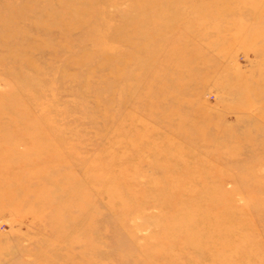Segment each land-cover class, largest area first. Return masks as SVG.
Here are the masks:
<instances>
[{
  "label": "rangeland",
  "instance_id": "obj_1",
  "mask_svg": "<svg viewBox=\"0 0 264 264\" xmlns=\"http://www.w3.org/2000/svg\"><path fill=\"white\" fill-rule=\"evenodd\" d=\"M104 25L112 54L91 34ZM0 27V264H178L134 246L169 219L186 233L160 250L181 251L211 199L243 204L242 132L264 107V0H0ZM172 182L187 196L179 212L161 207ZM227 207L213 209L230 220ZM254 218L249 251L264 243Z\"/></svg>",
  "mask_w": 264,
  "mask_h": 264
},
{
  "label": "bare ground",
  "instance_id": "obj_2",
  "mask_svg": "<svg viewBox=\"0 0 264 264\" xmlns=\"http://www.w3.org/2000/svg\"><path fill=\"white\" fill-rule=\"evenodd\" d=\"M1 28L2 27H0V29ZM120 29L121 28L119 27L117 31L118 33H120ZM112 31V28H110L108 25H104L103 28L100 29L97 33H91L95 41L96 39H98V46L96 47L97 51L102 53L109 52L110 54L114 53V49H112L111 47ZM140 34L144 35L143 33ZM161 47L163 48L164 45ZM161 47L156 49L154 52L157 53L159 49L162 50ZM148 68L149 67H147V69ZM178 93L180 94V92ZM262 101L264 103V99ZM98 105L99 103L96 104V106ZM95 113L97 115L99 114L101 118L108 117V111H106L104 108L100 109V107H97L95 109ZM257 116L260 120L259 125L261 126H258L257 124L253 125V128L254 130L256 129V132L253 133L252 131H249L247 129V126L242 132L243 140H241V143L243 142V148L240 152L241 165L237 167V171L238 173L240 172L241 178L237 180V189L243 191L242 195L244 196H242L241 198L243 204L238 205L237 203L230 201V197H232L230 196V194H226V196L224 197H222L223 195L220 194L219 196L217 195L215 198L211 199L210 205L212 208V214L209 215V218L204 221V227L202 228L205 229L203 231H198L196 229L195 233L193 234L188 232L187 229V232L189 234L187 233L188 235L184 236L186 243L185 245H183L181 251L178 250L180 252L177 251L173 253V251H171L170 249L160 250V247H162L160 246L162 240L168 238L169 240H177L181 236V234L183 235L184 232L186 233V231L184 230L183 223L174 222L173 220L169 221L168 219V222L166 221V223H163L158 226V228H156L158 239L152 240L151 238H147L143 241L141 245H137V247L134 246V249H136L140 255H146L148 259L157 261L159 263L164 259H168L171 256H174V259L178 261V264H236L235 261H242L245 255H248V259L246 257V264H249L248 261L252 259H254L255 264H258L259 255L264 253V243H262L260 246L257 244L256 246H259L258 248L256 246L250 248L253 250V253L252 250H250L251 252L249 251V247L255 245V240L257 239L253 240L254 227L248 225L249 221L247 219L251 217H255L254 219L258 220L264 219L263 105L262 108L259 109ZM247 134H252L253 138L251 139L249 137H246ZM243 137H246V139H248L245 140ZM257 153H259L261 157L256 155ZM177 185V183L172 182L164 184L163 188L160 187V190L162 191H169L170 189L172 190L170 193L166 194L165 197L162 198L161 207L175 212H179L182 207H186V203L184 205H181V203H179L178 205V200L180 201V199L187 196L182 195V193H180L181 195H177L178 193L176 192L178 191L174 190L175 188L177 189ZM150 195L151 194L149 193H145V200H149L151 198ZM235 195H238L237 192H233V196ZM216 204H226L228 206V210L226 211L227 213H225L230 220H228L224 216V214L218 215L215 213V210L213 208L214 206H216ZM234 212L245 216V218H240V216L236 215ZM187 224H191L189 226H192L195 223L187 222ZM260 233H262L264 236V228L260 229ZM129 234V240L134 241L133 233ZM150 245H153V248ZM201 248L204 250L203 252ZM186 251L199 252L197 260H195L196 258L194 256L189 259L185 258L184 255L187 254Z\"/></svg>",
  "mask_w": 264,
  "mask_h": 264
}]
</instances>
